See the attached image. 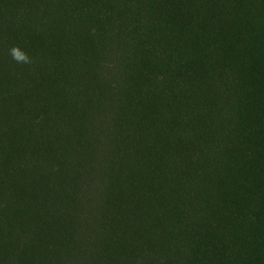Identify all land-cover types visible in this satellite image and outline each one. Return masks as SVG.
<instances>
[{
	"label": "trees",
	"instance_id": "16d2710c",
	"mask_svg": "<svg viewBox=\"0 0 264 264\" xmlns=\"http://www.w3.org/2000/svg\"><path fill=\"white\" fill-rule=\"evenodd\" d=\"M0 264H264V0H0Z\"/></svg>",
	"mask_w": 264,
	"mask_h": 264
},
{
	"label": "clouds",
	"instance_id": "9594fccd",
	"mask_svg": "<svg viewBox=\"0 0 264 264\" xmlns=\"http://www.w3.org/2000/svg\"><path fill=\"white\" fill-rule=\"evenodd\" d=\"M9 54L11 55L12 59L16 63H20V64H31V63H33L32 58H30L27 55V53H25L24 51H22L19 46H13L9 50Z\"/></svg>",
	"mask_w": 264,
	"mask_h": 264
}]
</instances>
